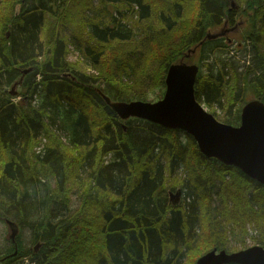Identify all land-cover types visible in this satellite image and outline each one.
Segmentation results:
<instances>
[{
  "label": "trees",
  "instance_id": "obj_1",
  "mask_svg": "<svg viewBox=\"0 0 264 264\" xmlns=\"http://www.w3.org/2000/svg\"><path fill=\"white\" fill-rule=\"evenodd\" d=\"M35 1L25 5L21 0L14 11L12 0H0V220L13 221L18 229L14 241L7 238L10 246L0 247V264H59L63 255L65 264H84L92 256L95 264H196L213 248L236 251L228 248V238L241 239V232L264 247V184L206 157L191 135L184 132L186 141L180 138V129L130 117L124 130L104 98L147 100L133 91L149 80L165 88L168 66L196 47V100L215 117V109L221 110L219 121L237 126V101L264 103V0H235L248 1L252 12H243L244 44L240 40L234 48L248 57L246 65L228 62L233 55L220 38H205L229 13L228 0H87L75 14L67 9L74 0ZM73 17L66 28L80 36L82 45L74 44L86 62L103 65L98 75L60 65L67 64L61 54L68 43L65 31L61 39L56 32ZM45 28L53 56L40 67L35 56L43 57ZM202 65L209 72L200 74ZM26 66L31 71L19 78ZM49 67L54 73L46 75ZM60 75L69 76L62 77L72 85L69 90L55 83ZM13 85L21 87L20 95L32 94L34 106L16 104ZM115 118L120 127L109 137ZM132 120L141 125L130 127ZM94 135L103 136L104 146L116 142L111 160L96 161ZM58 136L67 147L57 142L43 148ZM142 157L135 179L133 164ZM245 186L247 194L241 195ZM177 189L183 200L173 204L169 191ZM74 195L80 201L70 209ZM92 219L97 230L89 226ZM247 224L255 233L249 234ZM23 230L31 232V243L41 242L38 251L21 244Z\"/></svg>",
  "mask_w": 264,
  "mask_h": 264
},
{
  "label": "water",
  "instance_id": "obj_2",
  "mask_svg": "<svg viewBox=\"0 0 264 264\" xmlns=\"http://www.w3.org/2000/svg\"><path fill=\"white\" fill-rule=\"evenodd\" d=\"M207 38L213 35L207 33ZM195 52V48L186 53ZM198 66L179 61L171 63L165 75L163 96L156 101L131 100L110 101L104 97L110 108L121 118L137 117L170 129H180L191 135L200 152L226 165L239 168L250 178L264 184V103L251 99L240 111V121L232 126L219 121L195 98L194 86ZM14 86H12V89ZM11 94L15 92L11 91ZM181 190L169 191V201L179 202ZM10 238L14 241L17 226L6 220ZM41 242H36L38 251ZM196 264H264V247L252 245L238 251L227 252L216 248L202 254Z\"/></svg>",
  "mask_w": 264,
  "mask_h": 264
},
{
  "label": "rangeland",
  "instance_id": "obj_3",
  "mask_svg": "<svg viewBox=\"0 0 264 264\" xmlns=\"http://www.w3.org/2000/svg\"><path fill=\"white\" fill-rule=\"evenodd\" d=\"M20 1L21 0H12V2L14 3V11H17V9H18V7H19V5H20ZM23 2H24V4L25 5H36V1L35 0H22ZM47 1H49V0H47ZM52 1V0H51ZM75 1V3L76 4H72L71 3V5H70V3H68V6H67V9H68V11L70 12V13H78L79 12V10L81 9V6L80 5H82L83 3H85L87 0H74ZM4 2H6V3H9V0H4ZM94 2H96V0H94ZM234 2V0H232V3ZM19 3V4H18ZM97 3L99 4V2H98V0H97ZM238 4V3H237ZM121 8L122 7H126V5H124V6H121V5H119ZM239 6H240V8H242V7H244V9L242 10V11H240V12H237V11H234V14H233V17L234 18H238L240 15L242 16V17H244L243 16V12L244 11H247L248 12V14L250 15L252 12L250 11V10H248V1H242V4H239ZM226 9H227V7H226ZM184 12H185V10H184ZM43 14L45 15V17L49 20V21H51V18H52V15H51V13L49 12V11H44L43 12ZM185 15V14H184ZM183 15V16H184ZM73 22H75V19H74V17L71 19V20H69V21H65L64 23H62V26L61 27H59L58 28V30H57V32H56V36H57V38L58 37H60V39L61 38H65V35H61L62 33H63V31H65V33H66V35H67V37L65 38L66 39V41H65V43H68V45H67V49L65 48V50H63V52H62V54H61V57H62V62H64V63H67V64H63V63H61L60 65L62 66V69H66V67L69 65V68H71L73 71H79V72H82V73H85V72H89V73H93V74H96V75H98L99 73H98V71H97V68H100L101 66H103V65H99V66H94L93 64L94 63H87L86 62V58L83 56V54H81L78 50H77V48H76V46H75V42H77L78 41V43H79V45L81 46L82 45V41H81V39H80V36H78V35H72L70 32H68V29L66 28V26H68V24H70V23H73ZM77 23V22H76ZM73 25V24H72ZM179 25L180 24H178L177 26H176V28L177 29H179ZM182 27H184V26H182ZM216 27V26H215ZM215 27H213V31H212V35L215 37L216 35L214 34V33H221V31H219V26H217L216 28ZM246 28H247V25H246V23L245 24H240V26H239V28L237 29V31L236 32H230L229 33V35H233L232 36V40L229 42L228 40H227V49L230 51V55H233V56H231L232 58H230V60H228V62H230V63H232V64H234V65H242L244 62V64L246 65L247 63V60L246 59H248V57L247 58H245L244 56H241V54H240V51L241 50H235L234 48L236 47V48H239V46H238V42L241 40L242 41V39H241V37H242V34L244 33V31L246 30ZM174 30H176V29H174ZM9 32H10V30H9V28H7V30H6V35H8L9 34ZM50 38H52L51 36H50V31L47 29V28H45L44 30H43V32H42V40H41V45H42V47H41V49L43 50V52H42V56L43 57H41V56H38V58L35 56V61L40 65V67L42 66V64H44L45 63V61L48 59L47 58V55H48V57H50V59L52 58V56H53V51H52V47H51V44H52V40L50 39ZM244 44V42L242 41V45ZM242 45L240 46V48L242 47ZM246 48V47H245ZM247 49V48H246ZM226 50V49H225ZM52 51V52H51ZM218 54V53H217ZM189 56H190V58H189V62H192V63H198L199 62V57H200V48H198L194 53H190L189 54ZM108 57V56H107ZM209 59V60H208ZM210 59H211V57H205V60L206 61H210ZM34 65H30L29 67H33ZM51 66H53V64H51ZM50 68V67H49ZM199 70H200V74H205V73H207V72H209L208 70H207V66H205V65H202V66H200V68H199ZM84 71V72H83ZM51 73H54V69H52V68H50V69H48V70H46V72H45V74L46 75H48V74H51ZM37 76H38V78L36 79V81H38V79H40L41 78V75L40 74H37ZM69 77L68 75H60V78L58 79V80H55V83H62L64 86H65V88L66 87H68V89L67 90H69V87H72V85H70L69 84V82H68V79H66V80H64V79H62V77ZM128 76V75H127ZM64 82H67V84H64ZM152 84H154V86H150L151 85V83ZM61 84V85H62ZM26 87V86H25ZM62 87V86H61ZM73 87H75V88H78V89H80L79 87H76V86H73ZM10 88H12V86L10 87ZM17 90H20L21 89V87H17L16 88ZM164 87L162 86V85H160V83L159 82H156V81H151V80H149V81H145L144 82V84L143 85H140V88H139V90H136V91H133V93H135V94H143L144 96H145V99H147V100H155V99H158V98H160L161 96H162V94H163V92H164ZM24 91H25V89H23ZM22 90V91H23ZM16 96V98L14 99V102L17 104V103H19V102H21V101H24V103L25 104H23L25 107H26V109L28 108V107H32V106H34V98H33V96H32V94L30 95V97L28 98V94H24V95H20V93L17 91V94L15 95ZM32 96V97H31ZM249 98H252L251 97V95H249L248 96V99ZM83 102L85 103V105H86V108H88V105L89 104H87L86 102H85V100L83 99ZM201 104H202V106L207 110V111H209L210 113H213V110L212 109H210V107H208L203 101L201 102V101H199ZM20 104V103H19ZM244 103L242 102V100H240V101H237V103L234 105V107H233V110L234 109H236L237 107H239V106H242ZM210 109V110H209ZM91 111H92V109H91ZM215 111L217 112V116H216V118H218L219 116H223V112L221 111V110H219L218 108H216L215 109ZM113 121V124H111V126H110V128H111V136H109V137H115V133L117 134V132H118V130L116 129V127L117 126H119V124L118 123H116L115 121H116V118H115V120L113 119L112 120ZM119 123L121 124V125H125V128H124V130H126V123H124V121L123 120H121L120 119V121H119ZM131 125L132 126H137V125H141V122L140 121H137V120H132V122L130 123V127H131ZM120 127V126H119ZM151 130H153V128L152 127H150L149 129H148V131H151ZM179 136H180V138L183 140V141H186V136H185V133L184 132H180V134H179ZM94 140H95V142H96V149H95V152L97 153V155H96V161L98 162V163H102V162H106L107 160H111L112 159V155H113V152H114V150H115V147H116V142L115 141H113V144H111V143H109V144H106L105 146H104V143H103V136L102 135H97V136H95L94 135ZM57 139H58V141H57ZM57 139H54V138H49V140H47L46 142H44V146H43V148L44 147H47V146H54L55 145V143L57 144V142H59V145L60 146H62V145H64V146H66L65 145V140L61 137V136H58L57 137ZM67 147V146H66ZM103 149V150H102ZM39 150V148L37 149V151ZM41 151V150H40ZM39 151V152H40ZM69 150L67 149L66 150V152H68ZM39 152H36V153H39ZM67 156V155H66ZM132 158H133V156H132ZM144 158L145 157H142L141 159H139L138 161H136L133 165H134V167L136 168V173H135V179L136 178H138V176H139V170L141 169V165L144 163ZM148 160H150V159H148ZM174 173H175V171L174 172H172V176L174 175ZM167 177V176H166ZM178 178H182L181 176H179ZM54 186V185H53ZM248 186H245V187H243V189L244 190H242V191H240L239 193L241 194V195H245V193L247 194V191H248ZM181 195H182V193H181ZM182 197V196H181ZM184 198V197H183ZM183 200V199H182ZM182 200L180 201V202H182ZM80 200L78 199V196H76V195H74L73 197H72V200H71V204H70V209H74L75 207H76V205H77V203L79 202ZM87 216V215H86ZM93 220V219H92ZM89 226H91V228L93 229V230H97L98 229V226H99V224L98 223H96L94 220L90 223V225ZM247 229H248V231H249V234H250V232H253V233H255V231H252V230H250L251 229V226L249 225V224H247ZM30 235H31V232H29V231H27V230H23L22 231V234L20 233V241H21V244H23V246H28V245H31L30 247H32L33 248V250H34V245L36 244V240H33V242L31 243L30 242ZM9 236H10V228H9V226L5 223V222H3L2 220H0V247L1 246H3V247H8V246H10V243H8V242H10V241H7V238H9ZM95 236V238H97V235H94ZM228 240H229V242H230V247H228L229 249H236V251L239 249H243V248H247V247H249V246H251V245H255V244H258V243H254V241L252 240V238L251 237H249V236H247V237H245L243 234H242V232H241V239H236L235 237H234V235L233 234H231L230 235V238H228ZM35 242V243H34ZM198 242V239H196L195 238V243H197ZM195 245V244H194ZM56 251H57V249H55ZM91 253L93 254L94 253V251H91ZM66 260H65V258H64V255H63V260H61L60 262H59V264H65L64 262H65ZM86 261V263H84V264H95L96 263V261H97V257L96 256H92V257H87V260H85ZM75 262V261H74ZM75 263H77V264H80V263H78V261L77 262H75ZM74 263V264H75ZM81 264H82V262H81Z\"/></svg>",
  "mask_w": 264,
  "mask_h": 264
},
{
  "label": "flooded vegetation",
  "instance_id": "obj_4",
  "mask_svg": "<svg viewBox=\"0 0 264 264\" xmlns=\"http://www.w3.org/2000/svg\"><path fill=\"white\" fill-rule=\"evenodd\" d=\"M229 2V7H228V10H229V13L224 16V18L220 21V23H218L216 25L219 26V31H221V33H215V34H219V35H216L215 37L213 38H220L222 40V42H227V40L230 42L232 40V36L233 35H229L230 32H236L237 29L239 28L240 24H245L246 23V17L244 16V13L246 12L248 14L247 11H244L243 13V16L242 17L241 15L238 17V18H232V20L229 18V14L232 12V11H237V12H240V6L239 4H237V2L234 0V2L232 3V0H228ZM244 8H242L243 10ZM215 27V28H216ZM213 30V29H212ZM31 71V69H29L28 66L22 68L20 70V73L21 75L19 76V78L23 75H25L26 73H29ZM14 88H10V94H11V91L13 92H17V90H15V85H13ZM128 120V119H127ZM126 120V121H127ZM125 121V122H126ZM123 129H124V126H123ZM32 245V244H31ZM30 245V246H31ZM29 248H32L30 247Z\"/></svg>",
  "mask_w": 264,
  "mask_h": 264
}]
</instances>
